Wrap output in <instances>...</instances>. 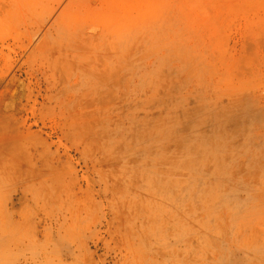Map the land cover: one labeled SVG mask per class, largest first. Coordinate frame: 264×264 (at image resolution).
Returning <instances> with one entry per match:
<instances>
[{"label": "rangeland", "instance_id": "374dc122", "mask_svg": "<svg viewBox=\"0 0 264 264\" xmlns=\"http://www.w3.org/2000/svg\"><path fill=\"white\" fill-rule=\"evenodd\" d=\"M0 264H264V0H0Z\"/></svg>", "mask_w": 264, "mask_h": 264}]
</instances>
